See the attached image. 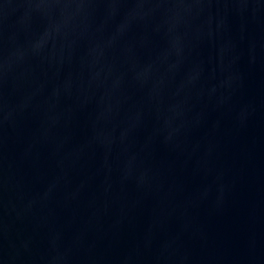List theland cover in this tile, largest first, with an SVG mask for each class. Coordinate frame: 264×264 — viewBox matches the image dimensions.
Listing matches in <instances>:
<instances>
[{"label":"water","instance_id":"water-1","mask_svg":"<svg viewBox=\"0 0 264 264\" xmlns=\"http://www.w3.org/2000/svg\"><path fill=\"white\" fill-rule=\"evenodd\" d=\"M0 264H264V0H0Z\"/></svg>","mask_w":264,"mask_h":264}]
</instances>
